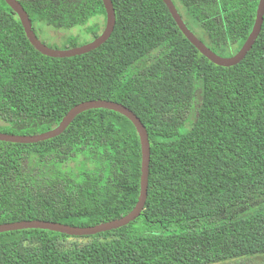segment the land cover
Masks as SVG:
<instances>
[{
    "label": "trees",
    "instance_id": "trees-1",
    "mask_svg": "<svg viewBox=\"0 0 264 264\" xmlns=\"http://www.w3.org/2000/svg\"><path fill=\"white\" fill-rule=\"evenodd\" d=\"M18 1L36 34L43 25H83L95 40L106 26L101 0ZM112 2L109 40L59 59L39 53L0 0V133L48 132L86 101L124 105L149 134L145 209L127 226L93 236L0 233V264H220L264 254V22L245 59L220 67L185 38L163 0ZM172 2L202 42L232 57L252 32L260 0ZM71 35L60 39L63 49L80 47ZM140 178L131 121L86 111L56 138L0 142V225L120 219L138 202Z\"/></svg>",
    "mask_w": 264,
    "mask_h": 264
},
{
    "label": "water",
    "instance_id": "water-1",
    "mask_svg": "<svg viewBox=\"0 0 264 264\" xmlns=\"http://www.w3.org/2000/svg\"><path fill=\"white\" fill-rule=\"evenodd\" d=\"M7 5L16 13L19 17L21 24L24 28L25 34L31 43V45L42 55L51 57L66 59L76 56H81L88 54L103 44H105L112 33L114 32L116 26V13L112 0H101L105 11H106V26L102 34L97 37L92 42L82 45L80 47H75L71 49H57L51 48L45 45L35 33L30 19L29 14L24 9L22 4L18 0H4ZM164 4L167 6L172 18L176 22L182 34L185 38L211 63L220 67H233L242 62L247 54L251 51L252 47L256 43L263 26L264 22V0H260L255 24L253 26L252 32L250 33L248 39L244 43L241 50L232 57H223L212 51L204 42H202L184 23L181 15L177 11L172 0H163ZM93 109H106L114 111L126 117L135 126L137 133L140 138L141 144V178H140V194L138 202L135 208L126 216L116 219L110 222L102 223L91 227H77L70 226L66 224L49 222V221H20L14 223H7L0 225V233L19 231L25 229H41L53 232H58L66 234L68 236L84 237L93 236L99 233L108 232L112 230L119 229L121 227L127 226L128 224L134 222L138 219L143 210L145 209L147 198H148V188H149V173H150V161H151V148L149 134L146 127L143 125L141 120L137 115L124 105L105 100H94L82 102L75 107H73L67 115L63 118L61 123L54 129L36 135H14L0 133V142L15 143V144H34L49 139L56 138L63 134L68 126L75 120L80 114L93 110Z\"/></svg>",
    "mask_w": 264,
    "mask_h": 264
},
{
    "label": "rangeland",
    "instance_id": "rangeland-1",
    "mask_svg": "<svg viewBox=\"0 0 264 264\" xmlns=\"http://www.w3.org/2000/svg\"><path fill=\"white\" fill-rule=\"evenodd\" d=\"M72 2L79 3V0H75ZM94 22L102 24L103 23L102 17H100L97 20L93 19L90 22L92 26L95 25ZM84 27L85 26L83 25H80V26L76 25V26H73L72 28H69V30L65 29L64 31L63 29H51V27H47L43 25L41 26V28L38 27L36 29V32H37V36L44 44L49 45V46H58L60 49H63L66 47L64 44L65 39L64 40H60V39H63L67 35L72 36L71 34L73 33H75V36H78L77 44L79 46L92 42L94 37L90 33L91 27L86 28V29ZM67 32H69V34H67ZM255 255L257 256L253 257L248 262L227 261V262L220 263V264H264V254H255Z\"/></svg>",
    "mask_w": 264,
    "mask_h": 264
}]
</instances>
